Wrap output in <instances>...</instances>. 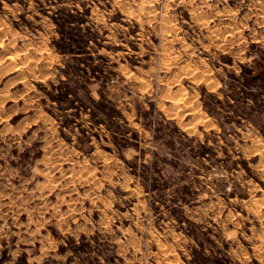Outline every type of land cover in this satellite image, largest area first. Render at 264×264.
Instances as JSON below:
<instances>
[{"label": "rangeland", "instance_id": "1", "mask_svg": "<svg viewBox=\"0 0 264 264\" xmlns=\"http://www.w3.org/2000/svg\"><path fill=\"white\" fill-rule=\"evenodd\" d=\"M0 19V264H264V0Z\"/></svg>", "mask_w": 264, "mask_h": 264}, {"label": "bare ground", "instance_id": "2", "mask_svg": "<svg viewBox=\"0 0 264 264\" xmlns=\"http://www.w3.org/2000/svg\"><path fill=\"white\" fill-rule=\"evenodd\" d=\"M134 2H135V1H134ZM150 3H151V2H150ZM142 5H143V4H142ZM130 9H131V8H130ZM127 11H128V10H127ZM130 13H131V12H130ZM137 15H138V14H136V16H137ZM138 16H139V15H138ZM128 17H129V16H128ZM137 18H138V17H137ZM0 20H1V19H0ZM5 25H6V24H5ZM9 31H10V30H9ZM6 37H7V36H6ZM3 43H4V42H3ZM0 47L3 48V46H1V45H0ZM8 55H9V54H8ZM12 57H13V56H12ZM15 57H16V56H15ZM13 58H14V57H13ZM13 58H12V59H13ZM10 60H11V59H10ZM20 80H21V79H20ZM166 255H167V254H166Z\"/></svg>", "mask_w": 264, "mask_h": 264}, {"label": "trees", "instance_id": "3", "mask_svg": "<svg viewBox=\"0 0 264 264\" xmlns=\"http://www.w3.org/2000/svg\"><path fill=\"white\" fill-rule=\"evenodd\" d=\"M205 104H206V101H205ZM223 128L226 129V125H223Z\"/></svg>", "mask_w": 264, "mask_h": 264}]
</instances>
